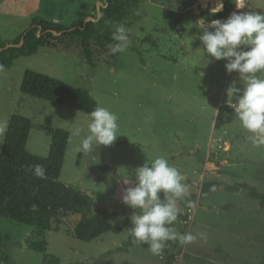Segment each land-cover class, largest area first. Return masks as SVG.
Returning a JSON list of instances; mask_svg holds the SVG:
<instances>
[{
  "label": "rangeland",
  "instance_id": "1",
  "mask_svg": "<svg viewBox=\"0 0 264 264\" xmlns=\"http://www.w3.org/2000/svg\"><path fill=\"white\" fill-rule=\"evenodd\" d=\"M217 1H230V14L264 13V0H246L245 9H236L234 0H206ZM101 2L0 0V44L23 34L34 17L66 27L91 21ZM200 4V0H141L145 18L131 15L119 23L128 29L127 50L117 54L109 48L95 50L94 67L76 49L66 53L45 47L17 59L12 68L0 71V126L7 129L15 113L29 119L32 129L26 150L38 157L47 156L52 130L67 131L60 181L93 192L91 215L112 211L117 215L114 226H122L133 211L121 202L123 189L133 186L124 184V178L134 180L137 167L165 157L185 177L190 191L186 198L194 201L187 212L179 203L185 220L178 219L175 227L181 233L203 232L206 241L198 235L188 245L170 241L167 255L135 246L118 252L128 232L106 233L84 243L73 234L77 218L58 213L52 231L40 233L45 248L38 253L25 246L37 239L38 232L0 218V264H43L44 256H53L59 264H264V204L250 195L264 194V145L248 140L250 133L226 103L229 85L241 84L237 73L226 72L225 60L204 54L198 38L204 24ZM26 70L88 91L98 106L118 117L114 143L99 146L94 154L77 152L87 135L89 116L21 94ZM221 108L226 110L224 121L215 130ZM77 127L82 129L80 136L74 135ZM215 172L220 187L230 184L241 192L227 193L223 187L195 198L200 188L191 181L201 184Z\"/></svg>",
  "mask_w": 264,
  "mask_h": 264
},
{
  "label": "trees",
  "instance_id": "2",
  "mask_svg": "<svg viewBox=\"0 0 264 264\" xmlns=\"http://www.w3.org/2000/svg\"><path fill=\"white\" fill-rule=\"evenodd\" d=\"M99 19L79 21L69 27L41 18L31 19L29 28L10 43H1L0 65L3 69L12 68L14 62L22 57H31L40 48L60 49L66 53L79 51L90 66L94 67L95 50H106L113 44L111 27L123 22L131 15L145 18L141 9V0H102ZM231 2L226 1L220 13L200 12L203 23L209 25L212 20L226 19L231 12ZM95 19V18H92ZM20 93L89 116L98 106L90 93L84 89L71 87L61 81L48 78L26 70L22 75ZM224 108L219 109L214 128L219 129L224 121ZM32 123L29 119L13 114L9 119L0 152V218L8 219L29 227L38 232L37 239L26 242L31 251L43 253L44 242L40 240L42 232L52 231V221L56 214L76 217L73 228L74 237L81 242L89 243L106 233L118 234L128 232L130 220L122 226H114L116 213L99 210L91 215L94 193L74 187L60 181V173L68 144L69 134L62 129L50 132V146L46 157H38L26 150V143ZM41 164L46 169L44 179L36 178L27 171L28 165ZM250 195L264 204V194L251 192ZM179 203L187 212L193 205V199L185 198ZM178 219L185 220L179 215ZM57 232V227L55 228ZM41 233V234H40ZM3 239L0 234V253ZM135 246L148 249L147 244H137L128 234L127 241L116 251L122 252L126 247ZM168 254V242L162 251ZM8 260V258H7ZM43 264H59L53 256H44Z\"/></svg>",
  "mask_w": 264,
  "mask_h": 264
},
{
  "label": "clouds",
  "instance_id": "3",
  "mask_svg": "<svg viewBox=\"0 0 264 264\" xmlns=\"http://www.w3.org/2000/svg\"><path fill=\"white\" fill-rule=\"evenodd\" d=\"M234 3L236 9L246 7V0H234ZM221 8L222 5L213 9V14ZM200 30L202 35L198 38L206 57L225 60L226 72L238 74L241 87L235 81L229 85L226 103L241 127L250 133L248 140L255 146L264 145V13L234 11L224 20H212L208 28L204 23ZM112 40L111 54L125 52L130 42L128 29L123 24L115 25ZM0 71H3L2 65ZM89 118L87 135L76 151L94 154L99 146H110L117 139L118 117L107 108L96 106ZM5 131L0 126V135ZM81 132L77 127L74 135L80 136ZM27 171L38 179L46 176L41 164L28 165ZM184 180L163 156L137 167L134 180L124 178V184L133 185L124 188L121 196V202L133 210L128 234L135 243L147 244L153 255H160L170 241L183 246L195 242L197 235L202 241L207 239L203 232L181 233L175 227L180 215L179 202L190 195Z\"/></svg>",
  "mask_w": 264,
  "mask_h": 264
},
{
  "label": "water",
  "instance_id": "4",
  "mask_svg": "<svg viewBox=\"0 0 264 264\" xmlns=\"http://www.w3.org/2000/svg\"><path fill=\"white\" fill-rule=\"evenodd\" d=\"M200 2H201V4H200L201 11H204V12H207V13H210V14H213V9H216L218 6L222 5V8L224 7V1L206 2V0H200ZM222 8H221L220 11H217L216 13H220L222 11ZM99 9L100 8L97 9V17L95 19H91V21H94V20L99 19ZM208 26L209 25H206L205 24V28H208ZM209 30H211V29L209 28ZM9 47H10L9 45H6L2 50L8 49ZM2 50H0V52ZM191 182H192V184L194 186L200 188V192L202 194L212 193L218 187L217 186V182H205V183H202V184H199L196 181H191ZM223 189L227 193H236L239 190L237 187L229 186V185L228 186H225Z\"/></svg>",
  "mask_w": 264,
  "mask_h": 264
},
{
  "label": "crops",
  "instance_id": "5",
  "mask_svg": "<svg viewBox=\"0 0 264 264\" xmlns=\"http://www.w3.org/2000/svg\"><path fill=\"white\" fill-rule=\"evenodd\" d=\"M213 174V173H212ZM216 172L213 174V177L211 178V179H209V180H206V181H204L203 183H205V182H217V189L215 190V191H213V192H216L217 190H220L221 188H223V187H225V186H233V185H230V184H223V186L222 187H220V185H219V182H218V180L215 178V177H218V175L216 174ZM202 184V183H201ZM239 190H238V192L237 193H239V192H241V188L240 187H237ZM200 190V189H199ZM212 192V193H213ZM199 193H200V195H201V192H196V196H195V198H197V196L199 195ZM237 193H233V194H237ZM194 198V199H195ZM225 207V209L227 210L228 209V207H229V205H225L224 206ZM191 208L193 209L194 208V203H193V205L191 206ZM183 253V252H182ZM183 256V255H182ZM183 259V258H182Z\"/></svg>",
  "mask_w": 264,
  "mask_h": 264
},
{
  "label": "built area",
  "instance_id": "6",
  "mask_svg": "<svg viewBox=\"0 0 264 264\" xmlns=\"http://www.w3.org/2000/svg\"><path fill=\"white\" fill-rule=\"evenodd\" d=\"M187 218H188V220H190L191 219V216H188Z\"/></svg>",
  "mask_w": 264,
  "mask_h": 264
},
{
  "label": "flooded vegetation",
  "instance_id": "7",
  "mask_svg": "<svg viewBox=\"0 0 264 264\" xmlns=\"http://www.w3.org/2000/svg\"><path fill=\"white\" fill-rule=\"evenodd\" d=\"M225 2H226V1H224V4H225ZM223 8H224V7H223ZM223 8H222V9H223Z\"/></svg>",
  "mask_w": 264,
  "mask_h": 264
}]
</instances>
